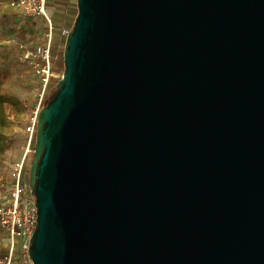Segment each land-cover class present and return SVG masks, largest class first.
Masks as SVG:
<instances>
[{
  "label": "water",
  "instance_id": "95a60500",
  "mask_svg": "<svg viewBox=\"0 0 264 264\" xmlns=\"http://www.w3.org/2000/svg\"><path fill=\"white\" fill-rule=\"evenodd\" d=\"M38 112L32 264H264V0H77Z\"/></svg>",
  "mask_w": 264,
  "mask_h": 264
},
{
  "label": "rangeland",
  "instance_id": "374dc122",
  "mask_svg": "<svg viewBox=\"0 0 264 264\" xmlns=\"http://www.w3.org/2000/svg\"><path fill=\"white\" fill-rule=\"evenodd\" d=\"M48 10L56 36L52 57L58 75L52 91L65 71V42L58 34L64 28L72 31L78 16L77 0H49ZM46 32V24L40 18L31 19L19 10H0V95L5 100L3 124L0 125V190L5 189L12 165L24 153L26 127L34 116L39 94L38 80L21 59L18 45L39 43Z\"/></svg>",
  "mask_w": 264,
  "mask_h": 264
},
{
  "label": "built area",
  "instance_id": "2783aa9c",
  "mask_svg": "<svg viewBox=\"0 0 264 264\" xmlns=\"http://www.w3.org/2000/svg\"><path fill=\"white\" fill-rule=\"evenodd\" d=\"M49 0H0V10H19L30 18L42 19L47 27L42 42L18 49L23 62L36 76L39 86L34 116L26 127L27 141L22 157L12 165L10 180L0 190V264H32L28 251L37 229L38 209L29 189V165L33 156L38 112L48 98L58 77L52 57L55 32L48 10ZM70 29H62L58 36L64 40Z\"/></svg>",
  "mask_w": 264,
  "mask_h": 264
},
{
  "label": "trees",
  "instance_id": "16d2710c",
  "mask_svg": "<svg viewBox=\"0 0 264 264\" xmlns=\"http://www.w3.org/2000/svg\"><path fill=\"white\" fill-rule=\"evenodd\" d=\"M1 83V81H0ZM47 99L45 100L44 104L45 105L47 103ZM4 103H5V100L4 98L0 95V125L3 124V116H4V113H5V107H4ZM2 151V148H0V152Z\"/></svg>",
  "mask_w": 264,
  "mask_h": 264
},
{
  "label": "crops",
  "instance_id": "0c3cea01",
  "mask_svg": "<svg viewBox=\"0 0 264 264\" xmlns=\"http://www.w3.org/2000/svg\"><path fill=\"white\" fill-rule=\"evenodd\" d=\"M3 10L6 11V10H12V9H3ZM29 18H30V17H29ZM31 19H35V20H36V18H31ZM41 21H43V20L41 19ZM43 22H44V21H43ZM44 35H45V34H44ZM43 39H44V38H43ZM43 39H42V41H43ZM42 41H41V42H42ZM37 43H38V42H37ZM37 43H36V44H37ZM39 43H40V42H39ZM22 44L27 45L25 42H22Z\"/></svg>",
  "mask_w": 264,
  "mask_h": 264
}]
</instances>
